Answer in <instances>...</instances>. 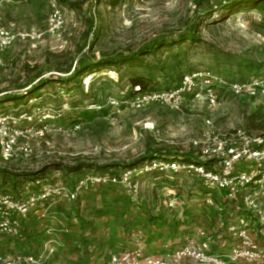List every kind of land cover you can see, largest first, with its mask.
I'll use <instances>...</instances> for the list:
<instances>
[{"label":"rangeland","instance_id":"1","mask_svg":"<svg viewBox=\"0 0 264 264\" xmlns=\"http://www.w3.org/2000/svg\"><path fill=\"white\" fill-rule=\"evenodd\" d=\"M229 1L120 0L114 5L111 0H62L66 22L51 33L49 0H0L1 25L15 34H41L35 40L18 36L4 52L0 110L15 114L17 108L30 112L40 107L54 116L19 124L34 130L46 127V134L33 140L32 157L19 150L22 143L11 161L0 156V169L20 175L16 190L9 176L0 194L25 198L44 185L72 188L84 177H117L150 147L200 156L203 144L233 129L262 132L250 120L256 110L264 113L261 96L239 97L222 89L216 106L204 96L188 97L180 110L159 104L131 106L135 77L146 78L158 90L202 70L238 83L264 78V10H222ZM195 24L200 42L165 48L145 58L142 66L102 69L80 82H67V75L58 72L73 70L78 62L117 58L160 39H175ZM41 79L50 80L41 87ZM31 87H38L35 94ZM14 95L23 98L9 101ZM114 99L120 107L111 104ZM32 173L39 175L35 182L26 176ZM132 180L138 187L135 196L115 183L90 186L76 200L49 199L28 216L21 237L0 235V254L38 253L47 240L60 244L57 255L64 264H102L112 253L138 247L156 254L166 244L177 247L196 228L211 230L221 217L219 207L226 204L221 191L206 195L205 185L186 173H136ZM1 181L0 175V188ZM241 213L237 203L222 215L233 220Z\"/></svg>","mask_w":264,"mask_h":264},{"label":"built area","instance_id":"2","mask_svg":"<svg viewBox=\"0 0 264 264\" xmlns=\"http://www.w3.org/2000/svg\"><path fill=\"white\" fill-rule=\"evenodd\" d=\"M49 5V31L57 33L65 25V15L60 0H49ZM18 36L35 40L40 38L41 34H15L0 24V65L3 64L4 52L14 44ZM222 89L239 97L264 98V78L238 83L210 70L195 71L184 75L180 83L171 88L142 90L140 86H135L131 106L139 109L149 104H159L172 110H180L188 97L202 96L212 106H216L218 92ZM111 104L120 107L118 100H112ZM15 112L0 111V155L5 162L14 158L21 143L19 150L26 158L32 157L33 140L45 137L46 127L37 130L29 126L23 128L19 125L21 122L32 123L37 118L42 122L54 118L49 113L46 115V111H42L40 107H34L30 112L18 108ZM211 124V121H207V125ZM146 126L154 128L153 124L147 123ZM199 158L203 163L155 161L142 165L140 169L124 170L117 177H84L72 188L44 185L25 198L0 194V235L9 238L21 237L23 219L51 198L65 197L68 200H76L90 186L115 183L125 185L135 196L138 187L132 179L136 173H186L198 178L210 191H221L226 204L219 207L220 212L225 211L228 205L238 203L242 213L233 220L227 216L220 217L211 230L194 229L175 248L166 244L164 250L156 254L146 253L140 247L117 251L110 254L102 264H187V261L194 264H264V131L252 133L245 128H236L225 135L215 136L211 143L203 144ZM206 201L212 204L210 198ZM223 234L231 237L230 245L223 253L214 252L212 248L215 237ZM57 247L58 243L55 245L51 240L47 241L37 254H0V264H64L56 257Z\"/></svg>","mask_w":264,"mask_h":264},{"label":"trees","instance_id":"3","mask_svg":"<svg viewBox=\"0 0 264 264\" xmlns=\"http://www.w3.org/2000/svg\"><path fill=\"white\" fill-rule=\"evenodd\" d=\"M60 1H62V0H60ZM119 1L120 0H111V2L114 5H116ZM238 7L256 8V9L264 10V0H231L226 5H224L222 10L231 11V10L238 8ZM198 33H199L198 32V24H195L194 27H191V29L189 31L181 33L175 39L174 38L160 39L157 42L142 46L140 49H138L136 52H134L132 54H122L117 58H114V57L107 58V57L103 56L102 58H100L98 60H94L93 62H91V61L78 62L79 65H76L73 70H71V69L59 70L58 72L64 73L67 75V77H68V79H66L67 82H80V80H82V78L84 76H86L87 74L93 73L95 71H100L102 69L111 68V67H115V66H127V67L142 66L145 58H147L149 56H156L159 52H161L165 48H170L171 46H174V45H182V44L187 43L188 41H190L192 43L200 42L201 37L198 35ZM184 75H186V74H184ZM184 75L181 76L178 83L174 86H177L180 83V81ZM49 80L48 79L39 80L38 81L39 86H41V87L45 86L44 84H48ZM58 80H59V82H63V79L59 78ZM131 82L133 84V87L140 86L142 90H158V89L154 88V86L151 84V82H149L144 77L132 78ZM174 86H172V87H174ZM36 88H38V87H36ZM36 88L31 87V89L33 90V91H31V94L36 93L34 91V90H36ZM167 88H171V87H167ZM23 94H25V96H28L29 93L26 92ZM22 98L23 97H19V95H14L13 97H10L9 101H17V100H20ZM0 111L7 113L3 110H0ZM250 120L252 122L251 124L253 125V127L255 129L264 131V113L262 112V109L256 110L252 114V117L250 118ZM155 161L181 162V163H187V164L203 163V161L200 160L199 156H197L195 153H193L191 151H189L187 153H182L181 155H176V153L169 151L166 148L154 149V148L150 147L147 149L145 155L139 161L131 162L127 165H124V170H132V169L138 168V167H140L146 163H151V162H155ZM44 172H45V170L41 171V175ZM0 175L2 178L1 185H3L0 188L1 191L5 190L4 184H6L7 180L9 179V176L12 180V184H13L12 188L14 190H16L18 188V184H19L18 179L20 178V175L12 174V173L8 172L6 169H0ZM26 176L31 178L32 182L33 181L35 182V178H39L38 174L34 175L33 173L28 174ZM36 182L39 183V180ZM99 186H103V185H99ZM210 192L211 191L206 188V195L207 194L209 195ZM14 198H19V197H14ZM223 212L224 211L220 212V216L226 217V215L225 216L222 215ZM28 216L23 219L22 229H23V225H25V221L27 220ZM216 222L217 221H215L214 224H216ZM23 230H24V234H25L26 230L25 229H23ZM137 232L139 233L140 231H137ZM136 234L134 233L132 235V238L134 237V235L136 236ZM28 237L30 239L33 237L32 233L30 231H28ZM150 241H154V240L151 238ZM59 246H60V244H58V247H57V254L59 253ZM21 253L27 254V255L37 254V252L36 253L35 252H21ZM146 253H151V252L146 251ZM56 257L58 258L59 256L56 255Z\"/></svg>","mask_w":264,"mask_h":264},{"label":"crops","instance_id":"4","mask_svg":"<svg viewBox=\"0 0 264 264\" xmlns=\"http://www.w3.org/2000/svg\"><path fill=\"white\" fill-rule=\"evenodd\" d=\"M14 110H16V109H14ZM190 232H193V231H190ZM230 242H231V237L227 234H223L222 236H216L215 237V244H214V247L212 248V250L214 252L223 253L229 247ZM227 243H229V244H227ZM218 245H221L222 247H219ZM223 246H226V248H223ZM58 260H60V259L58 258ZM187 264H194V263L191 261H187Z\"/></svg>","mask_w":264,"mask_h":264}]
</instances>
